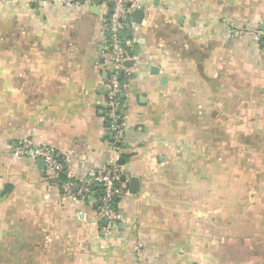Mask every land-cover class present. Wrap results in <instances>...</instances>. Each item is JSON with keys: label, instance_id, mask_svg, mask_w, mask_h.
Returning <instances> with one entry per match:
<instances>
[{"label": "crops", "instance_id": "0c3cea01", "mask_svg": "<svg viewBox=\"0 0 264 264\" xmlns=\"http://www.w3.org/2000/svg\"><path fill=\"white\" fill-rule=\"evenodd\" d=\"M138 2L120 159L130 181L104 241L94 204L66 197L13 149L51 146L77 178L114 158L101 58L111 7L0 1V264H264V164L240 204L203 172L207 147L233 146L264 120V48L229 33L263 29L264 0Z\"/></svg>", "mask_w": 264, "mask_h": 264}, {"label": "built area", "instance_id": "2783aa9c", "mask_svg": "<svg viewBox=\"0 0 264 264\" xmlns=\"http://www.w3.org/2000/svg\"><path fill=\"white\" fill-rule=\"evenodd\" d=\"M55 2L65 6L106 4L111 7V14L104 19L108 43L101 58L103 66L111 67L105 85L104 106L114 158L105 168L92 170L87 177L77 178L67 171L64 160L51 146L36 145L27 139L16 145L13 153L18 159L42 160L43 174L47 181L58 184L66 197L93 203L97 220L101 223L100 236L107 241L123 220L118 211V204L127 193L130 181V176L120 159L128 145L127 124L123 112L125 95L138 64L136 51L139 40L128 39L126 32L130 28L132 12L138 8L139 2L138 0H55ZM229 33L231 37L238 39L250 36L264 48V28H231ZM63 176L66 177L65 181H62ZM136 251L138 256L142 257L141 249L137 248Z\"/></svg>", "mask_w": 264, "mask_h": 264}, {"label": "trees", "instance_id": "16d2710c", "mask_svg": "<svg viewBox=\"0 0 264 264\" xmlns=\"http://www.w3.org/2000/svg\"><path fill=\"white\" fill-rule=\"evenodd\" d=\"M260 119L263 118L256 117L257 126H254L256 130L252 135L246 138L238 137L233 146L231 141L223 143L225 138L222 137L220 147H207L209 150L204 154L203 172L206 177L212 176L222 181L221 184L216 185L222 199L228 200L229 195H235L237 203L240 204L242 198L253 195L259 188L258 164H264V120ZM228 127L222 125L223 129L227 130ZM196 171L195 169L194 172ZM190 173L191 169H189ZM65 180L66 177L63 176L62 181Z\"/></svg>", "mask_w": 264, "mask_h": 264}, {"label": "water", "instance_id": "95a60500", "mask_svg": "<svg viewBox=\"0 0 264 264\" xmlns=\"http://www.w3.org/2000/svg\"><path fill=\"white\" fill-rule=\"evenodd\" d=\"M129 64H131V63H129ZM39 162L41 163L40 165H42V166L44 165V162H43L42 160H40ZM133 184L136 186V184H137V180H136V179H134V180L132 181V185H133ZM77 188H78V186H76V189H77Z\"/></svg>", "mask_w": 264, "mask_h": 264}]
</instances>
